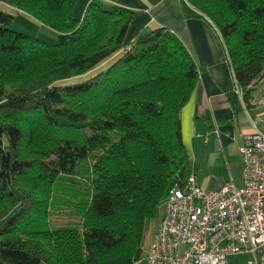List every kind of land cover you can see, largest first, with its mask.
<instances>
[{
    "label": "trees",
    "instance_id": "trees-1",
    "mask_svg": "<svg viewBox=\"0 0 264 264\" xmlns=\"http://www.w3.org/2000/svg\"><path fill=\"white\" fill-rule=\"evenodd\" d=\"M4 1L56 39L14 29L0 9V264H133L147 222L191 173L179 111L195 62L166 27L130 40L140 11L117 2L89 0L77 18V0ZM186 1L217 28L249 103L264 0Z\"/></svg>",
    "mask_w": 264,
    "mask_h": 264
},
{
    "label": "crops",
    "instance_id": "crops-1",
    "mask_svg": "<svg viewBox=\"0 0 264 264\" xmlns=\"http://www.w3.org/2000/svg\"><path fill=\"white\" fill-rule=\"evenodd\" d=\"M140 13L130 22L127 37L163 26L185 46L197 67V79L179 111L180 133L188 153L190 172L206 190L226 181L242 183L239 153L243 138L258 129L264 133V74L245 103L217 28L186 0H113ZM0 9L22 13L0 0ZM26 16V15H25ZM162 214L150 219L133 264H146L153 232ZM250 252L228 256L225 264H249ZM204 264V263H203Z\"/></svg>",
    "mask_w": 264,
    "mask_h": 264
},
{
    "label": "built area",
    "instance_id": "built-area-1",
    "mask_svg": "<svg viewBox=\"0 0 264 264\" xmlns=\"http://www.w3.org/2000/svg\"><path fill=\"white\" fill-rule=\"evenodd\" d=\"M242 183L206 190L189 174L163 200L146 264H225L250 252L264 264V133L255 129L239 148Z\"/></svg>",
    "mask_w": 264,
    "mask_h": 264
},
{
    "label": "rangeland",
    "instance_id": "rangeland-1",
    "mask_svg": "<svg viewBox=\"0 0 264 264\" xmlns=\"http://www.w3.org/2000/svg\"><path fill=\"white\" fill-rule=\"evenodd\" d=\"M89 0H77L74 5L73 9V14L75 17H81L85 5L87 4ZM105 3H112L114 2L113 0H100ZM22 13H16L14 15L12 27L16 30L24 31L29 34L35 35L42 40L49 41V42H54L56 39V33L54 30L46 27L43 24H39L36 20H34L31 16L26 14L25 12L21 11ZM26 15V16H25ZM123 50V49H122ZM116 56V54L108 57L107 59L103 60L100 62L97 66H95L93 69L90 71L82 74V75H77V76H72L69 78H64L55 81L54 83L56 84H64V83H72V82H78L81 80H84L88 78L89 76L95 74L99 70L103 69L105 66H107ZM53 218L56 219L55 213L52 215Z\"/></svg>",
    "mask_w": 264,
    "mask_h": 264
}]
</instances>
